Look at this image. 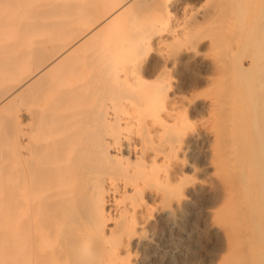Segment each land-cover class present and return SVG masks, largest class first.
Returning <instances> with one entry per match:
<instances>
[{
	"label": "bare ground",
	"instance_id": "obj_1",
	"mask_svg": "<svg viewBox=\"0 0 264 264\" xmlns=\"http://www.w3.org/2000/svg\"><path fill=\"white\" fill-rule=\"evenodd\" d=\"M238 112L264 139V0H0V264L185 255Z\"/></svg>",
	"mask_w": 264,
	"mask_h": 264
},
{
	"label": "rangeland",
	"instance_id": "obj_2",
	"mask_svg": "<svg viewBox=\"0 0 264 264\" xmlns=\"http://www.w3.org/2000/svg\"><path fill=\"white\" fill-rule=\"evenodd\" d=\"M211 87L204 83L190 94H204ZM200 103L207 105L204 98ZM234 125L235 153L228 157L231 161L227 164V158L219 177L197 175L200 180H210V184L195 186L184 223L175 232L176 239L171 240L186 254L162 255L156 264L168 260L171 264H264V139L260 127L247 115L238 112ZM230 145L225 143L227 152ZM208 160L213 161L214 154ZM214 222L221 228L213 229ZM184 228L187 234L182 240L179 234H184Z\"/></svg>",
	"mask_w": 264,
	"mask_h": 264
},
{
	"label": "clouds",
	"instance_id": "obj_3",
	"mask_svg": "<svg viewBox=\"0 0 264 264\" xmlns=\"http://www.w3.org/2000/svg\"><path fill=\"white\" fill-rule=\"evenodd\" d=\"M156 24L158 21L155 18L139 19L135 14H130L125 21L126 38L130 39L133 34H141L135 43L137 46L143 45L145 43L143 33Z\"/></svg>",
	"mask_w": 264,
	"mask_h": 264
}]
</instances>
